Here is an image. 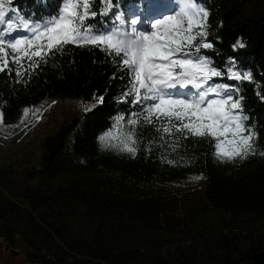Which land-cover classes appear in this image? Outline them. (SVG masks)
I'll list each match as a JSON object with an SVG mask.
<instances>
[{"label":"trees","instance_id":"1","mask_svg":"<svg viewBox=\"0 0 264 264\" xmlns=\"http://www.w3.org/2000/svg\"><path fill=\"white\" fill-rule=\"evenodd\" d=\"M115 2L126 24L133 18L146 23L174 10L173 0ZM199 2L209 11V39L215 45L203 54L222 70L234 66L252 74L251 83L226 77L215 82L241 88L248 123L257 133V152L264 151V0ZM61 3L13 0L12 7L26 19L44 22L58 14ZM237 40L245 46L234 49ZM122 75L105 53L74 46L50 57L23 82L15 73H0L6 123L48 96L82 100V110L44 139L38 165L0 166V251L20 247L35 264L250 261L264 250V156L220 162L209 142L197 138L172 151L150 125L137 127L135 156L102 147L99 137L112 129L114 118L133 110L131 97L121 102L127 86ZM101 96L103 103H97ZM89 103L93 107L86 110ZM192 173L204 176L208 205L215 212L203 225L198 222L206 209H187L183 188L159 183ZM0 264L13 263L0 257Z\"/></svg>","mask_w":264,"mask_h":264},{"label":"snow or ice","instance_id":"2","mask_svg":"<svg viewBox=\"0 0 264 264\" xmlns=\"http://www.w3.org/2000/svg\"><path fill=\"white\" fill-rule=\"evenodd\" d=\"M173 2L170 14L126 24L115 0H98V6L97 0H62L58 14L44 22L20 16L13 0H0V73H15L17 82H23L67 46L95 48L124 74L120 79L127 78L121 102L129 103L131 97L133 109L127 117L114 118L112 129L99 137L102 147L135 156L137 127L150 125L172 151L197 138L209 142L220 162L264 156L257 152V133L248 123L241 88L215 82L226 77L251 83L252 74L234 66L222 70L203 54L215 45L209 39V11L199 0ZM244 46L240 40L233 44L234 49ZM30 111L23 110L21 123ZM33 114L39 122L41 109Z\"/></svg>","mask_w":264,"mask_h":264},{"label":"rangeland","instance_id":"3","mask_svg":"<svg viewBox=\"0 0 264 264\" xmlns=\"http://www.w3.org/2000/svg\"><path fill=\"white\" fill-rule=\"evenodd\" d=\"M81 101L79 96H48L25 107L31 111L24 123H21V115L16 122H4L3 125H0V166L11 164L18 168H31L38 165L43 156L44 139L49 135H54L64 122L82 110ZM92 107L93 103H89L85 109ZM36 109L42 111L39 122H36L33 114ZM0 112H2L1 109ZM159 183L166 184L170 188H176L177 185L183 188L187 193L184 201L187 209L191 206H196L195 208H199V210L206 209L200 216L199 225H203L204 220L209 222L212 217H215L213 208L208 205L209 201L205 193V178L201 173H192L185 178L174 180H160ZM189 192L193 194V198L190 197ZM184 227L186 228V226ZM256 227L259 228L260 225H256ZM190 230L194 231L192 225ZM170 235L173 234L170 233ZM0 257L2 260H9L13 264H35L27 256L25 250L20 247L10 252L0 251Z\"/></svg>","mask_w":264,"mask_h":264},{"label":"water","instance_id":"4","mask_svg":"<svg viewBox=\"0 0 264 264\" xmlns=\"http://www.w3.org/2000/svg\"><path fill=\"white\" fill-rule=\"evenodd\" d=\"M242 264H264V250L255 253L250 261L244 262Z\"/></svg>","mask_w":264,"mask_h":264}]
</instances>
